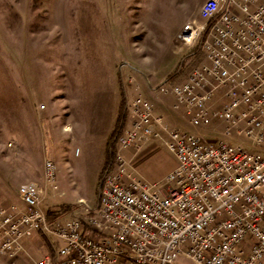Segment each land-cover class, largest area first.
<instances>
[{
  "label": "built area",
  "instance_id": "obj_1",
  "mask_svg": "<svg viewBox=\"0 0 264 264\" xmlns=\"http://www.w3.org/2000/svg\"><path fill=\"white\" fill-rule=\"evenodd\" d=\"M203 37L204 62L155 90L210 134L171 128L150 99L131 95L97 208L85 221L49 220L43 190L21 184L23 205L0 208V258L14 261L23 239L43 234L57 246L33 264H264V0H206L176 36L189 47ZM43 129V182L55 191V141ZM145 142L176 158L162 182L129 169L123 151Z\"/></svg>",
  "mask_w": 264,
  "mask_h": 264
},
{
  "label": "rangeland",
  "instance_id": "obj_2",
  "mask_svg": "<svg viewBox=\"0 0 264 264\" xmlns=\"http://www.w3.org/2000/svg\"><path fill=\"white\" fill-rule=\"evenodd\" d=\"M205 1L0 0V208L23 205L18 187L33 182L43 190L46 214L58 212L52 220L76 216L85 221L92 214L99 169L90 151L96 146L84 132L89 117L102 105L117 114L119 77L127 112L131 95L145 97L136 79L156 86L179 84L201 65L202 40L194 48L184 46L176 32L199 20ZM154 91L173 101L172 95ZM44 126L55 141V191L43 182ZM152 143L157 155L141 158L143 165L129 163L151 176L162 174L173 155L162 143ZM23 244L25 252L14 261L0 258V264H33L57 246L43 234Z\"/></svg>",
  "mask_w": 264,
  "mask_h": 264
},
{
  "label": "crops",
  "instance_id": "obj_3",
  "mask_svg": "<svg viewBox=\"0 0 264 264\" xmlns=\"http://www.w3.org/2000/svg\"><path fill=\"white\" fill-rule=\"evenodd\" d=\"M180 30L176 32V36ZM186 77L187 75L185 76V79ZM136 81H137L136 86L139 89V91L143 92L145 98L150 99L154 103L156 112L164 117V121L169 127L177 128L181 130H187L196 134H206V135L210 134L208 131H201L189 124L186 117L183 115V112L174 108V102H175L174 97H173V101H170L165 96L164 98H161L160 95L155 96L154 90L157 87L156 83L154 84L151 80H148V84H144L143 82L139 81V79H136ZM118 82H119L120 102H121V90L123 89V84L120 77L118 79ZM109 112L110 110L107 109V107L104 108L103 105L100 107H96V111L89 117V120L84 127L85 135L89 137L88 141L95 144L96 146L95 148L91 147L93 150L90 151L95 157L97 169H99V174L105 162L106 145L109 135L114 128L119 113V106L116 115H113V113H109ZM64 125H66L67 129L69 128L71 129V124L69 122H66ZM129 125H130V120L129 118H127L124 128L129 127ZM156 144L157 143H152V142L143 143L142 146L145 145V147H143L142 149L143 153L140 156V158L139 155H137V152H141L139 151L140 149L139 150L134 148L126 149L128 151L125 153V158L127 159L128 164L132 161H135V165L136 163L138 165H143L142 162L139 161L141 158L148 156L154 157L155 155H157L159 148L157 147ZM176 164H177L176 158L174 155H172V157L170 158L169 166L166 168V170L160 175L153 174L152 176L146 170L145 172L141 173L138 170V168H135L136 166L133 167L132 164L129 165V169L132 172H134L136 175L138 172V174L140 175L139 177H142L145 181L154 184L165 179L166 175L175 168Z\"/></svg>",
  "mask_w": 264,
  "mask_h": 264
},
{
  "label": "trees",
  "instance_id": "obj_4",
  "mask_svg": "<svg viewBox=\"0 0 264 264\" xmlns=\"http://www.w3.org/2000/svg\"><path fill=\"white\" fill-rule=\"evenodd\" d=\"M201 40L203 42L204 37ZM176 74H177V72L170 74L167 77L166 81H170L171 79H173L176 76ZM126 121H127V112H126V107H125V95H124V91L122 89L121 90V102L119 105V113H118L114 128H113L112 132L110 133L108 141H107L106 151H105V162H104V165L102 167V170H101V172L99 174V178H98L97 198H98V194H99L100 182L113 169L116 142H117L118 137L120 136V134L124 130ZM65 208L68 209L70 207H65ZM56 216H58V212H55L54 210H49V212L47 214V218L49 220H52Z\"/></svg>",
  "mask_w": 264,
  "mask_h": 264
},
{
  "label": "bare ground",
  "instance_id": "obj_5",
  "mask_svg": "<svg viewBox=\"0 0 264 264\" xmlns=\"http://www.w3.org/2000/svg\"><path fill=\"white\" fill-rule=\"evenodd\" d=\"M129 264H139V260L137 258H129Z\"/></svg>",
  "mask_w": 264,
  "mask_h": 264
}]
</instances>
